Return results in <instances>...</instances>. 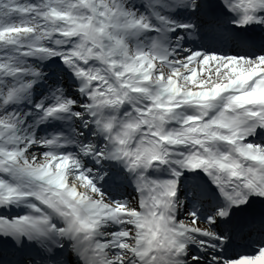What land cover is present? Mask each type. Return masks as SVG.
<instances>
[{"label":"snow or ice","instance_id":"6c2138e0","mask_svg":"<svg viewBox=\"0 0 264 264\" xmlns=\"http://www.w3.org/2000/svg\"><path fill=\"white\" fill-rule=\"evenodd\" d=\"M208 27L235 51L184 47ZM121 166L134 194L109 198ZM20 203L9 264H264V243L230 254L237 225L264 241V0H0V208Z\"/></svg>","mask_w":264,"mask_h":264},{"label":"bare ground","instance_id":"6f19581e","mask_svg":"<svg viewBox=\"0 0 264 264\" xmlns=\"http://www.w3.org/2000/svg\"><path fill=\"white\" fill-rule=\"evenodd\" d=\"M210 35H211V38H208L209 39V42H212V45L211 46H209V48L207 49V48H205L204 47V49H205V51H209V50H214L213 48H214V46H213V44H215V45H217V41H215V40H213V38H212V33H210ZM52 128V127H51ZM38 133L39 134H41L42 135V131H41V129H38ZM86 161V157H84L83 158V164H84V162ZM110 163H114V162H110ZM119 169H120V172L119 173H117V175H121L122 173H126V170L125 169H123V167L121 166V167H119ZM159 170H160V167L159 168H152V169H149V171H148V174L150 175V176H152L153 178H161V179H165V177L163 176V174H161V172H160V174H158L157 175V171L159 172ZM187 169H185V170H183V171H186ZM95 172H93L94 174L98 171V169L97 170H94ZM185 179L186 178H182V179H180V182L182 183V181H183V184L185 183ZM98 182H102V183H104L105 181L104 180H98ZM116 180L114 181V184H117V188H118V190H120V189H124V186H125V189H124V191L123 192H118V190L116 191V190H111L112 191V194L114 195V198L113 197H111L110 195H109V198H113V199H124V198H128L131 194H134V186L132 185V187H130L128 184H124L123 185V183L121 182V181H119L118 183L116 182ZM113 184V185H114ZM101 185H104V184H101ZM109 187V186H108ZM123 187V188H122ZM190 187H193L192 185H190ZM179 194H180V196L182 197V193H180V192H178ZM197 194H199V195H203L204 193H205V189H203V188H200V190L198 191V192H196ZM178 195V194H177ZM218 200L219 199H217L216 200V202H218ZM251 237H254L253 235H251ZM6 240H10V237H5V236H3V235H0V247H3V248H5V247H9V244H4L3 242L4 241H6ZM3 248H0V249H2V250H0V253L1 254H3V251H4V249ZM247 253V250H245V248H243V246H241V247H239V248H231L230 249V254L232 255V256H237V255H239V254H246Z\"/></svg>","mask_w":264,"mask_h":264},{"label":"rangeland","instance_id":"374dc122","mask_svg":"<svg viewBox=\"0 0 264 264\" xmlns=\"http://www.w3.org/2000/svg\"><path fill=\"white\" fill-rule=\"evenodd\" d=\"M184 47H185V44H184ZM187 47V46H186ZM58 59V58H57ZM45 63H47V62H45ZM53 120H56V119H53ZM57 122H58V125H64V124H67V123H70L69 121H67V120H65V121H61V120H56ZM45 135V134H44ZM93 139H95V138H93ZM86 157H88V156H86ZM89 159H91V157H89ZM94 163V162H93ZM85 167H88V168H92V170L94 171V169H96L98 166H95L94 164H92V163H90L89 162V164H87V165H85ZM162 168L164 169V171H168V166L167 165H165V166H163L162 165ZM99 185H100V183H99ZM10 207V208H9ZM8 209H6L7 210V212L9 213L10 212V210L9 209H12L14 212H11V213H14L15 215H20V214H24L26 211H27V208H26V205L24 204V203H20V204H13V205H10V206H8L7 207ZM1 213V212H0ZM14 214H6V215H8V217L10 216H13ZM1 215V214H0ZM9 217V218H10ZM258 252V251H257ZM257 252H254V253H252V255H254V254H256Z\"/></svg>","mask_w":264,"mask_h":264}]
</instances>
